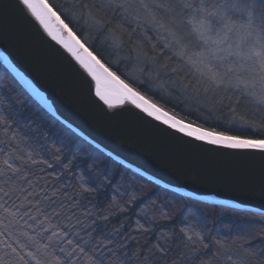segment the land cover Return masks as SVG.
Returning <instances> with one entry per match:
<instances>
[{"label":"snow or ice","instance_id":"6c2138e0","mask_svg":"<svg viewBox=\"0 0 264 264\" xmlns=\"http://www.w3.org/2000/svg\"><path fill=\"white\" fill-rule=\"evenodd\" d=\"M17 4L91 78L107 109L138 110L194 141L264 156V0H72L63 10L49 0ZM230 13H239L241 22ZM73 20L95 34L111 61L74 30ZM173 94L193 105L187 115L195 110L207 116H198V123L169 110L164 97ZM243 101L246 111L238 116ZM214 108L222 114L227 109L231 124L253 134L218 131L209 124ZM49 156L0 113V264H167L173 254V264H196L209 247L170 202L144 203L134 180L113 186L107 175L69 174L67 165L45 179L42 173L60 166L61 150ZM261 186L264 194V179ZM102 189L106 205L96 201ZM138 201L144 207L134 226L126 216L108 229L111 215H126Z\"/></svg>","mask_w":264,"mask_h":264},{"label":"water","instance_id":"95a60500","mask_svg":"<svg viewBox=\"0 0 264 264\" xmlns=\"http://www.w3.org/2000/svg\"><path fill=\"white\" fill-rule=\"evenodd\" d=\"M2 5L0 59L62 124L166 190L205 204L264 213L261 153L194 141L142 118L138 110L107 109L95 97L91 78L17 0H0Z\"/></svg>","mask_w":264,"mask_h":264},{"label":"trees","instance_id":"16d2710c","mask_svg":"<svg viewBox=\"0 0 264 264\" xmlns=\"http://www.w3.org/2000/svg\"><path fill=\"white\" fill-rule=\"evenodd\" d=\"M49 2L63 10L67 4L72 3V0H49ZM207 2L220 4L219 0H207ZM233 21L241 22V19L233 17ZM71 26L78 34L82 32L84 39L94 45L96 50L103 53L109 61L113 59L101 47L95 34L90 35L88 31H82L81 25L75 20L72 21ZM180 97L173 94L172 99L168 100L165 96L164 99L168 101L166 107L169 110L175 109L181 117L198 123L200 122L197 119L198 116H207L206 112L195 110L191 115H187L193 105L184 103V98ZM233 100H235V96H233ZM246 104L247 101L242 102L237 113L238 116L246 111L244 107ZM0 113L8 117L12 130L23 137L32 148L40 152L41 156L51 158L49 156L51 150L55 148L61 150L60 166H57L55 171L46 170L42 173L41 175L45 179L55 176L57 171L67 165L70 169L69 174L72 172L84 173L85 176L99 174L101 179L107 175L113 186L134 180L135 186L143 190L144 195L141 199L144 203H149L152 200L170 202L176 208V215L179 219H188L205 236V242L209 247L201 249L200 258L196 264H231L232 261H241L242 264H264V218H261L258 213L192 200L157 186L125 168L83 140L50 114L14 77L1 59ZM231 120L232 117L228 116L227 109L222 114L214 108L209 124H214L218 131H227L229 134H253L238 125L231 124ZM256 123L258 124L259 121L257 120ZM209 124L203 126L207 127ZM41 182L43 183V180ZM104 191L102 189V194L96 197V201L106 205ZM142 207L144 204L138 201L136 204L128 206L126 215L117 211L109 217L108 229L119 227L122 222H126V216L131 217L134 226L135 214ZM81 235L84 234L81 233ZM148 239L152 240V237L150 236ZM128 244L130 248L135 249L136 245L133 242L129 241ZM182 251L186 250L182 249ZM175 258L176 256L173 254L167 264H173ZM160 264H164V262L161 261Z\"/></svg>","mask_w":264,"mask_h":264},{"label":"rangeland","instance_id":"374dc122","mask_svg":"<svg viewBox=\"0 0 264 264\" xmlns=\"http://www.w3.org/2000/svg\"><path fill=\"white\" fill-rule=\"evenodd\" d=\"M219 2H220V4H223V3H225V0H219ZM248 2H251V0H248ZM256 2L259 3V0H256ZM230 15H232V17H237L238 19H241L239 13H230ZM235 23H240V22L235 21ZM256 23L258 24L259 21L257 20ZM180 96H181L180 98H182V97L184 98L183 95H180Z\"/></svg>","mask_w":264,"mask_h":264}]
</instances>
